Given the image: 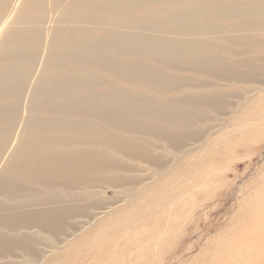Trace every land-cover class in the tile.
Here are the masks:
<instances>
[{
    "label": "bare ground",
    "instance_id": "1",
    "mask_svg": "<svg viewBox=\"0 0 264 264\" xmlns=\"http://www.w3.org/2000/svg\"><path fill=\"white\" fill-rule=\"evenodd\" d=\"M252 14L264 15V0H0V245L11 244L0 258L20 250L34 264H85L94 247L118 248L117 234L99 237L115 228L129 236L153 208L149 193L161 190V181L145 188L135 178L129 201L102 214L82 212L88 198L75 187L126 189L132 167L122 156L156 163L146 136L184 139L191 123L180 104L214 108L219 83L208 78L249 76L251 59L264 57V36L252 32L261 22ZM173 70L196 73L192 85L211 92H183L188 80L163 74ZM105 76L125 86H105ZM131 86L149 93L124 96ZM163 89L165 97L153 96ZM260 117L264 94L250 97L232 126L249 127ZM166 220L139 242L136 260L163 251L175 227L173 217ZM42 234L54 236L53 256L33 253ZM114 254L116 264L134 262Z\"/></svg>",
    "mask_w": 264,
    "mask_h": 264
},
{
    "label": "rangeland",
    "instance_id": "2",
    "mask_svg": "<svg viewBox=\"0 0 264 264\" xmlns=\"http://www.w3.org/2000/svg\"><path fill=\"white\" fill-rule=\"evenodd\" d=\"M250 18L261 22L252 27V32L263 37L264 15L252 14ZM221 34L226 35L224 32ZM144 60L153 66L155 64L146 58ZM251 62V73L244 79L208 78L211 83H219L215 84L219 87L214 88L217 92L214 108L202 104L179 105L187 112L188 122L191 123L185 127L186 136L180 142L174 144L166 139L154 140L146 136L156 145L151 147L148 155L156 157L158 164L152 159L121 157L132 167L127 174L126 189L99 184L90 186L88 190L75 187V193L88 198L87 207L82 212L101 211L98 214H102L129 201L130 191L135 189V178L136 181L141 179L140 184H145V188L155 180L161 181V190L149 193L154 195L153 208L148 207L145 211L148 215L136 222L137 227L133 232L124 238L123 230L115 228L108 235H101L100 239L107 240L112 234H117L115 247L116 244L120 245L116 249L114 246L105 250L90 249L85 264H116L112 259L115 251L118 258L125 253L127 259L134 260L126 264H264V118L260 117L256 123L255 117L249 127L232 126L234 117H239L245 110L249 98L264 94V57H255ZM170 73L167 71L163 74L171 76L173 82L178 77L188 80L182 88L190 96L203 97L211 92L192 85L199 77L196 73L186 70H173ZM104 79L107 83L105 86L110 83L125 86L115 82L111 76ZM133 88L132 93L126 92L124 96L136 93L146 96L144 94L149 93L146 87ZM162 91H165L163 96H153L165 97L166 90ZM201 155L209 158L207 164L196 159ZM183 166L181 172L184 174H179ZM159 170L163 173L159 174ZM169 170H173L172 177ZM165 172L167 177L163 175ZM172 217L174 231L161 243L163 251H145L143 257L136 260L141 248L139 242H145L148 235L154 234L157 229L152 227L153 224L159 220V228L164 229L166 219ZM69 224L71 219H67L65 227ZM137 230L142 233L146 231V234L138 237L135 235ZM53 237L42 234L34 243L33 253L41 255L46 250L48 256H53L58 250L54 247L56 241ZM128 238L131 243L127 248L124 242ZM10 249L9 242L0 245V253ZM35 261L33 255L20 250L13 256L0 258V264H34Z\"/></svg>",
    "mask_w": 264,
    "mask_h": 264
}]
</instances>
